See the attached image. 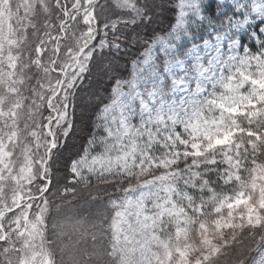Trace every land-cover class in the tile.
<instances>
[{
    "label": "snow or ice",
    "instance_id": "6c2138e0",
    "mask_svg": "<svg viewBox=\"0 0 264 264\" xmlns=\"http://www.w3.org/2000/svg\"><path fill=\"white\" fill-rule=\"evenodd\" d=\"M84 3L91 9L76 17L86 30L80 48L64 47L72 15L63 4L55 33L45 31L48 39L35 48L33 67L54 45L43 71L56 79L33 90L39 103L32 101L29 115L41 122L25 129L32 139L21 145L18 171L12 145L20 144V133L11 129L24 98L0 111L12 120L7 137L0 135V182L29 187L27 201L13 209L20 212L14 225L0 224L4 264L13 257L15 264H56L50 223L59 238L87 223L75 207L65 210L78 184L96 189L88 192L93 202L101 185L118 193L95 213L112 232L110 264H219L226 250L234 251L235 264H248L244 254L251 251L252 264H264V0ZM97 8L111 14L101 20ZM6 67L0 83L18 95V65ZM78 123L87 136L64 165L55 203L48 198L59 171L54 157ZM41 138L46 157L35 176L33 146L39 151Z\"/></svg>",
    "mask_w": 264,
    "mask_h": 264
},
{
    "label": "rangeland",
    "instance_id": "374dc122",
    "mask_svg": "<svg viewBox=\"0 0 264 264\" xmlns=\"http://www.w3.org/2000/svg\"><path fill=\"white\" fill-rule=\"evenodd\" d=\"M59 4H63L72 15V19L66 25L67 37L64 41V47L76 50L82 46L85 38L81 33L86 31L76 17L82 16L85 8L89 11L91 9V5L84 3V0H0V72H8L10 69L6 66L10 62L15 63L18 65L15 69L16 79L23 80L22 84L15 85V88L18 89V95L13 93L6 83H0V111L7 113L13 109L19 97L24 98L23 107L15 109L18 118L17 128L11 129L20 133V144L13 142L12 145V150L16 153L13 162L17 171L23 163L21 145L31 143L32 139L25 129H30L33 125L38 126L41 122L40 115H29L34 108L32 101L36 100L33 90L36 93L42 90L38 86L40 81H43L45 86L51 81L54 86L56 79L53 73L45 74L43 71L45 66L51 67L49 60L54 59L51 52L54 45H47L49 51L46 52L41 65L33 67L32 64L38 42L42 39L45 41L48 39L45 31L55 33L54 25L63 19L60 12L56 10ZM101 4H107V0H101ZM96 11L101 20L111 14L110 11H101V8H97ZM93 26H95V21H93ZM121 67H123V64H121ZM36 103H39V101L36 100ZM44 111L36 109V112L40 114H44ZM77 115L80 116L79 110ZM11 125L12 120L0 117V135L7 137ZM81 125L84 126V123H78L76 134L69 137L66 143L63 140L60 141L59 150L54 157L56 163L53 167L59 169V171H55L57 183L48 198L55 203H60L62 198L61 185L64 184V177L67 175L64 165L81 150L85 142L87 133L83 134L82 140L79 139ZM44 143L43 138H41L39 151H36L33 146L32 159L34 163L32 168L35 176L42 174L40 160L46 157ZM180 167L183 168L184 164L181 163ZM97 183L96 180H92L93 185H97ZM27 184L28 182L25 181L23 185L18 186L15 179L0 182V224H3L5 228L14 225L16 216L20 215L19 211L14 212L13 209L18 208L19 203L27 201L29 193ZM39 187L40 181L37 179L31 185V194L36 195ZM76 188L77 199L73 201L72 205H67L65 210L75 207L76 211L87 218V223L76 232L69 229L71 236L66 235L63 238H59L54 234L50 223L47 234L48 247L55 254L56 264H110V257L105 253L112 246V232L108 228L107 221H104L102 227L96 223L95 213L98 207H102V202L106 201L109 195H118V193L111 185H101V199L93 202L89 200L88 192L96 191L95 188L88 189L81 184L76 185ZM22 194L23 201H21ZM13 200H16L17 203L13 204ZM108 215H111L110 210ZM94 223H96L95 227ZM93 236H95V240ZM69 239L74 243L65 247ZM245 242L247 243V239H245ZM226 251L227 254L221 257L219 264H235L234 251ZM92 253H95V255L92 256ZM255 255V251L245 252L244 259L248 260V264H252L249 256ZM0 264H4L2 257H0ZM13 264H15V257H13Z\"/></svg>",
    "mask_w": 264,
    "mask_h": 264
},
{
    "label": "trees",
    "instance_id": "16d2710c",
    "mask_svg": "<svg viewBox=\"0 0 264 264\" xmlns=\"http://www.w3.org/2000/svg\"><path fill=\"white\" fill-rule=\"evenodd\" d=\"M80 129H81V135L79 136V139L82 140V136H83V134H85L86 132L84 131V126H83V125L80 126ZM79 142H80V141H79ZM78 145H79V144H78Z\"/></svg>",
    "mask_w": 264,
    "mask_h": 264
}]
</instances>
